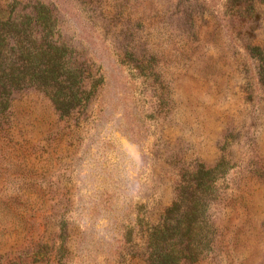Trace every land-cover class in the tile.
<instances>
[{"label":"rangeland","instance_id":"obj_1","mask_svg":"<svg viewBox=\"0 0 264 264\" xmlns=\"http://www.w3.org/2000/svg\"><path fill=\"white\" fill-rule=\"evenodd\" d=\"M0 264H264V0H0Z\"/></svg>","mask_w":264,"mask_h":264}]
</instances>
